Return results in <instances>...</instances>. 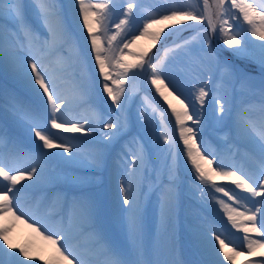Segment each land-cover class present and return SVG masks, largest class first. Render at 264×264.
I'll use <instances>...</instances> for the list:
<instances>
[{
    "label": "snow or ice",
    "instance_id": "6c2138e0",
    "mask_svg": "<svg viewBox=\"0 0 264 264\" xmlns=\"http://www.w3.org/2000/svg\"><path fill=\"white\" fill-rule=\"evenodd\" d=\"M112 6H114L112 0L98 3H93V0H73L71 5L77 22L82 18L80 28L87 48L85 55L91 57L94 54V67L98 66L97 76L103 78L102 90L106 93L105 99L111 100L106 112L97 113L90 99L88 82L83 76L76 74L75 69L83 61L77 41L65 25L64 13L58 0H33V8L45 29L44 33H40L33 24L29 23L24 0H0V68L23 82L38 97L39 102L34 108L24 106L15 99H13V108L33 137L41 142L37 145V151L27 152L22 145L0 129V264H27V261L34 259L28 248L14 246L9 242L12 226L3 223L8 216L28 223L29 227L53 246L59 261L63 264H141L139 261L126 259L121 251L106 240L103 229L98 223L96 202L93 198L80 196L73 198L71 202L64 198L62 202L57 200L46 205L35 203L25 210L20 193L26 192L32 185L17 187L25 180L33 181L35 178L34 183L43 180L45 169L40 164L56 156L65 163L79 164L95 171L107 166V156L110 151L125 137L131 136L130 118L125 116L131 96L126 91L125 83L136 78L138 73L132 71L133 69L143 70L147 65L151 72L150 83L155 87L156 92L165 101H167L165 91L168 95H173L165 84L164 57L153 64L151 57L145 59L146 51L140 57V63L125 64L120 57L123 55V49L128 48L129 44L124 43L123 48L119 45L113 46V41L117 40V36L123 31V26L130 23L133 11L138 7L135 0H128L127 6L123 9L124 18L115 24L116 33L107 37L108 47H103L99 33L103 31V34L107 35L104 22ZM186 21H201L205 26L201 30L194 25H187V30L194 31L195 35L176 45L172 51L189 48L194 42H198L201 51L205 53L206 67L209 71L215 65L219 73L216 88L219 94L213 99L218 113L217 122L223 123L225 117L233 112L229 89L234 90L237 82L250 88L251 82L246 75L238 74L230 62L216 58V53L212 50V39L215 36L218 42L231 50L233 57L258 65L264 73V0H214L212 5L209 0H203V9L174 5L162 13L147 18L140 36L151 37L155 44L160 40L161 33L166 27L184 24ZM83 29H87L86 34H83ZM151 29L154 31H150ZM209 31L212 36L208 34ZM168 51L165 50V56ZM114 68L122 71L113 75ZM130 72L131 76H129ZM61 81L65 84L71 83V94L65 93ZM208 95L207 85L198 88L195 100L199 102L201 108ZM174 98L179 99L178 96ZM74 104L87 106V114L72 115ZM180 104L182 110H177L170 103L168 106L175 117L179 141H182L184 146L185 163L191 164L189 171L202 185H210L215 192L223 193L228 197V201L216 198L219 208L227 217L226 222L244 233L242 239L246 243L248 256L264 257V231H262L264 230V199L258 201L254 199L264 197V80L260 85L259 102L242 101L234 117L236 135L259 149L258 160L255 161L257 168L250 173L234 165H225L223 160H219L216 168H213L217 154L209 151L207 145L197 144L200 120L193 118L197 114H189L188 106L183 100H180ZM140 115L143 116L144 113ZM81 120L84 123H81ZM187 121H192L196 127L188 126ZM97 127L100 129L99 132ZM60 129L70 133H82L92 139L73 138L77 140L74 143L73 140L52 131ZM162 138L164 144L169 146L168 156L171 160H165L162 172L153 169L156 175L152 177H149L148 158L142 137L131 136L126 142L127 149L122 147V155H117L119 164L116 172L118 176H122L118 179V193L123 205L122 211L127 214L128 233L134 241L140 240L143 235L144 215L140 186L146 179L151 178L153 184H156L157 180L160 181L157 190L161 225L169 228L174 225L177 177L176 156L171 146L176 143V139L174 136L170 138L167 133H162ZM53 149L62 151L56 153L51 151ZM210 156L213 158L210 159ZM25 158L37 163L28 168L9 166ZM161 174L164 179H161ZM217 179L231 180L236 188L249 193L250 197L245 199L246 201L250 199L252 206L242 202L234 191L230 194L231 190L218 186L215 183ZM257 204L259 207L256 206ZM42 210L52 220L60 217L56 224L57 230H51L44 225L37 227L40 222L34 216ZM77 229L91 234L92 255L78 254L68 246ZM252 233L259 238H251L249 234ZM196 236L204 245L205 251L215 257L210 264L233 262L235 256L242 254L241 251H237L238 247H243L242 245L229 247L233 242L229 240L226 243L225 239L221 238L222 233L211 225H201ZM217 243L218 247H216ZM220 253L223 254V259H220ZM245 264H256V262L248 260Z\"/></svg>",
    "mask_w": 264,
    "mask_h": 264
},
{
    "label": "rangeland",
    "instance_id": "374dc122",
    "mask_svg": "<svg viewBox=\"0 0 264 264\" xmlns=\"http://www.w3.org/2000/svg\"><path fill=\"white\" fill-rule=\"evenodd\" d=\"M58 2L64 13L65 25L76 39L83 61L75 69L76 74L77 76H83L88 82L90 99L95 106V111L97 113L106 112L111 105V100L110 98L105 99L106 93H103L102 90L103 78L97 76L98 66L94 67V54L91 57L85 55L87 48L80 28L82 18L77 22L75 12L71 8L73 0H58ZM98 2H105V0H93V3ZM112 2L114 6L111 7L110 13L104 22L107 27V35H104L103 31L99 33L104 48L108 47L107 37L116 33L115 24L124 18L123 9L127 6L128 0H112ZM24 3L27 5L29 23L33 24L40 33H44L45 29L33 8V0H24ZM135 3L138 7L134 9L130 23L123 26V31L117 36V40L113 41V46L119 45L120 48H123L124 43L129 44L128 48L123 49V55L120 57L125 64L140 63V57L146 51L147 57L145 59L151 57L153 64L164 57L165 84L168 86V91L173 92V95H168V92L165 91L167 96V101H165L156 92L155 87L150 83L151 72L147 65L143 70L133 69L132 71L138 74L134 80L125 83L126 91L131 96L125 116L130 118L129 131L131 136L142 137L143 139L148 158L149 177L156 175L153 169L162 172L165 160H171V157L168 156L169 146L164 144L162 133H167L170 138L174 136L176 139V143L171 146L176 156L175 172L177 177L174 225L170 228L161 225L159 192L157 190L160 181L157 180L156 184H153L152 179L149 178L144 180L140 186L142 193L140 199L144 215L142 238L134 241L129 236L127 214L122 211L123 205L120 202L117 187L118 179H121L122 176L117 175L116 168L119 164L117 155L121 154L122 147L125 150L127 149L126 142L131 139V136L125 137L110 151L107 156V166L99 171L90 170L79 164L65 163L59 156L40 164L45 169L43 180L34 183V178L33 181L25 180L17 185L18 188L21 185H32L26 192L20 193L23 198L21 202L27 210L35 203L46 205L57 200L62 202L64 198L71 202L73 198L80 196L93 198L96 202L98 223L103 229L106 240L111 246L121 251L126 259L139 261L141 264H210V261L215 257L205 251L204 245L196 236V232L201 225H211L218 229L222 233L221 238L225 239L226 243L229 240L233 242L229 244V247L242 245L243 247H238L237 251L246 254V243L242 239L244 233L226 222L227 217L216 202V198L228 201V197L224 196L223 193L215 192L210 185H202L199 180L194 178V174L189 171L191 164L185 163L184 146L182 141H179L175 117L168 105L170 103L177 110H182L180 100H183L184 104L188 106L189 114H197L193 117L200 120V131L196 137L197 144L200 146L207 145L209 151L217 154V159L214 160L212 165L213 168H216L219 160H223L225 165H234L236 168L250 173L257 168L255 161L258 160L259 149L258 147L254 148L236 135L234 117L236 109L242 101L259 102L260 85L261 81L264 80V73L261 72L258 65L233 57L231 50L227 49L213 36L212 50L216 53V58L220 61L230 62L238 74L246 75L251 82L250 88L237 82L234 90L229 89L233 112L230 116L225 117L223 123H218V113L213 99L215 95L219 94L216 92L219 73L215 65L209 71L206 67L205 53L201 51L198 42H194L189 48L172 51L176 45L195 35L194 31L187 30V25H194L202 30L205 26L204 22L186 21L184 24L166 27L164 32L161 33L160 40L155 44H153L151 37L140 36L143 23L147 18L162 13L165 9L174 5L203 9V0H135ZM209 3L212 5L214 0H209ZM230 23H233V21H230ZM82 31L83 34L87 33V29ZM150 31H154V29ZM208 34L212 36L210 31ZM166 36L167 38H165ZM257 42L260 43V41ZM88 43L90 44V41ZM166 49L169 50L167 56H165ZM112 71L113 75H117L122 70L114 68ZM129 76H131V72ZM61 84L65 93L71 94V83L65 84L64 81H61ZM203 85L208 86L209 95L205 99L203 108H201L199 102L195 100V96L198 88ZM174 96H178L179 99H175ZM13 99L24 106L33 108L39 102L38 97L28 86L13 78L7 70L0 68V107L3 108L2 111L0 109V129H3L6 134L8 133V136L22 145L25 151L35 152L37 151V145H40L41 142L33 137L27 125L15 114ZM86 107L74 104L72 115H86ZM140 113H144V115L141 116ZM81 123H84V121L81 120ZM187 125L193 128L196 127L192 121H187ZM52 131L58 132L66 139L73 140L74 143L77 140L73 138L92 139L82 133H70L64 129ZM99 131L100 129L97 127V132ZM51 151L59 153L62 150L53 149ZM209 158L212 159L213 157L210 156ZM36 163L37 161L25 158L19 163H12L9 166L28 168ZM237 174L239 175L240 172ZM161 179H164L163 174H161ZM215 183L218 186L225 187L226 190H231L230 194L234 191L242 202H246L247 206H252V201L250 199L246 201L245 199L250 197V194L243 189L236 188L231 180L217 179ZM68 187L73 191H70ZM254 199L258 201L264 199V197ZM256 206L259 207L258 204ZM34 218L40 222L37 227L44 225L51 230H57L56 224L60 219V217H57L56 220L48 218V214L43 210L36 213ZM3 223L12 226L9 233V242L14 246L26 247L30 250V255L34 259L27 261V264H63L59 261L58 254L53 246L44 240L38 232L34 231L32 227H29L28 223L17 221L12 216H8ZM41 230L43 231V228ZM249 235L253 239L259 238L254 233ZM92 239L89 232L77 229L73 233V239L68 242V246L76 250L78 254L92 255L93 253L90 251ZM218 246L217 243L216 247ZM236 258L237 256L234 257L233 262L225 261L224 264H245L248 260H253L256 264L264 262V257L261 256H247L237 262ZM21 259L24 258L21 257ZM220 259H223L222 253H220Z\"/></svg>",
    "mask_w": 264,
    "mask_h": 264
},
{
    "label": "bare ground",
    "instance_id": "6f19581e",
    "mask_svg": "<svg viewBox=\"0 0 264 264\" xmlns=\"http://www.w3.org/2000/svg\"><path fill=\"white\" fill-rule=\"evenodd\" d=\"M0 109H1V111L3 110L2 107H0ZM3 113H4V111H3ZM7 113L9 114L10 112H7ZM7 135H8V133H7ZM252 146H253L254 148H256V146H254V145H252ZM185 221H186V219H185ZM247 256H248V255H246V254L238 255L237 258H236V262L239 261V260L245 259Z\"/></svg>",
    "mask_w": 264,
    "mask_h": 264
}]
</instances>
